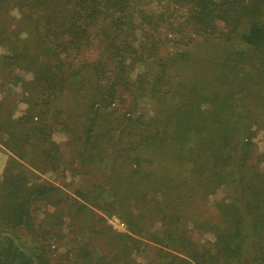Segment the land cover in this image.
I'll use <instances>...</instances> for the list:
<instances>
[{
	"label": "trees",
	"instance_id": "trees-1",
	"mask_svg": "<svg viewBox=\"0 0 264 264\" xmlns=\"http://www.w3.org/2000/svg\"><path fill=\"white\" fill-rule=\"evenodd\" d=\"M9 4L21 12L18 40L6 29ZM0 10L2 61L32 75L28 110L9 125L26 131L0 139L14 147L0 181V264H47L41 202L42 217L65 212L99 238L93 264H139L132 253L148 243L149 264H264V151L254 144L256 130L264 135V0H0ZM226 42L225 59L212 64L217 87L177 93L179 56ZM253 76L258 107L248 120L230 89ZM146 96L158 106L135 126L130 112ZM56 130L74 144L68 159L49 139ZM74 163L97 179L52 200L59 189L39 174L63 176ZM222 184L211 229L202 212ZM92 208L123 219L126 231L97 230L81 215ZM193 217L213 240L189 235Z\"/></svg>",
	"mask_w": 264,
	"mask_h": 264
},
{
	"label": "rangeland",
	"instance_id": "rangeland-1",
	"mask_svg": "<svg viewBox=\"0 0 264 264\" xmlns=\"http://www.w3.org/2000/svg\"><path fill=\"white\" fill-rule=\"evenodd\" d=\"M8 16L10 24L6 26L9 30V36L12 40H18L24 37V33L20 30L12 32V25L16 24L21 18V12L13 6V4L8 5ZM0 15L2 12L0 10ZM4 23V18H0ZM8 20V21H9ZM6 21V20H5ZM227 47L229 43H196L195 45L189 47L184 55L179 56V63L176 66V71H179L177 75L176 82L174 83V89L176 88L177 93L183 92L186 89L192 90L204 86V92L211 89V87H217V83L211 82V76L213 73L220 71L219 67H214L212 64L221 62L223 58L227 55ZM9 53L8 45H0V139L6 140L8 134L11 131L15 133H24V127L18 126L17 128H12L10 130V120L13 121L19 116L25 114L28 110L27 104V83L30 81L32 75L28 70H22L17 68L15 64H10L8 60L6 62L2 57ZM239 71L247 70V67L238 68ZM211 75V76H210ZM254 76L249 78L243 84L235 88H231V106L235 104L241 105V109L247 115L246 119H252L255 111L257 110L258 103L254 98L253 86H254ZM178 100V95L176 94L172 98V103ZM120 110H125L127 103L123 101V98L118 99ZM164 105L169 106L166 102ZM257 103V104H256ZM171 105V104H170ZM158 104L154 99H149L147 96L141 98L138 101V105L130 112L131 119L135 122V126L143 123L154 114L155 109ZM252 117V118H251ZM6 133V134H5ZM50 141L58 144L59 150L62 153V157L68 159L72 155L74 144L70 142L69 135L61 132L60 130L54 131L50 136ZM70 142V143H69ZM9 146L2 144L0 142V181L2 180L4 172L9 168V161L11 158L10 146L11 139L8 141ZM255 149L257 152L264 151V135L262 130H256V136L254 138ZM24 146H21L23 149ZM20 149V148H18ZM22 151V150H21ZM123 167V166H122ZM260 169L264 170V161L259 164ZM14 168V167H13ZM73 170H65L62 175H57L54 172H43L39 174V179L47 181L49 184L58 187L59 192L53 193L51 199H57L64 197L65 199H70L74 197L73 190L76 187L84 188L90 186L97 178L96 173L94 174H82L80 175V169L74 163ZM87 169V168H86ZM85 169V170H86ZM13 170V169H12ZM125 175L124 170L120 167L118 176ZM63 177V178H62ZM65 177V178H64ZM66 179V180H65ZM122 179V178H119ZM65 181V185L62 184ZM108 186H105L106 190ZM85 189V188H84ZM121 192V188H119ZM63 192V193H62ZM227 188L224 184L219 185L215 192L207 197L206 207L202 212V217L209 222V227L214 228L216 224V214L214 212V204L223 199L226 196ZM43 202L37 206L38 219H42L40 222L39 235L40 239L44 241V251L45 257L47 259V264H93L94 261L90 260V256L93 257L94 250L97 245H99V238L88 237L86 231L80 226L82 222L74 219L73 221L68 220V216L65 217V212L59 218V213L50 215L49 217H42ZM93 209L92 213L84 214L81 213L84 218L88 221L92 220L95 223L97 230L105 231L106 228H111L117 232L126 231V223L123 219L115 216L113 213H105L98 209ZM51 211V210H50ZM201 213V212H200ZM102 217V218H101ZM118 219L123 223V226H117L116 221ZM201 217H193L187 223V229L189 235L198 243L203 244L208 241L213 240L212 234L209 231L199 230V224ZM58 221H63L58 223ZM71 224L70 228L67 230V225ZM80 226V227H79ZM101 238V237H100ZM100 246V245H99ZM101 247V246H100ZM86 251L89 252V256L86 255ZM155 255V247L148 243L142 246L139 250L132 253V257L139 264H149L153 263V258Z\"/></svg>",
	"mask_w": 264,
	"mask_h": 264
},
{
	"label": "built area",
	"instance_id": "built-area-1",
	"mask_svg": "<svg viewBox=\"0 0 264 264\" xmlns=\"http://www.w3.org/2000/svg\"><path fill=\"white\" fill-rule=\"evenodd\" d=\"M114 220L116 221L117 226H123V223L121 221H119L118 219H115V218H114Z\"/></svg>",
	"mask_w": 264,
	"mask_h": 264
}]
</instances>
